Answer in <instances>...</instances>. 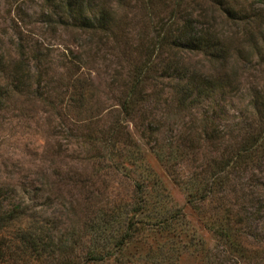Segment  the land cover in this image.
<instances>
[{
  "label": "rangeland",
  "instance_id": "rangeland-1",
  "mask_svg": "<svg viewBox=\"0 0 264 264\" xmlns=\"http://www.w3.org/2000/svg\"><path fill=\"white\" fill-rule=\"evenodd\" d=\"M95 1L108 6L117 35L107 32L106 45L95 59L94 95L81 108L68 94L62 108L38 101L25 111L16 97L0 108V187L7 191L5 202L14 201V194L27 185L33 203L28 218L0 230V241L21 245L22 230L31 228L49 243V250L60 249L54 243L65 251L39 257L26 248L13 258L5 256L7 262L0 264H56L62 259L71 264H264V158L248 166L241 163L230 172L228 184L218 193L224 195L226 210L214 208L218 200L194 210L184 186L213 151L228 145L230 152L242 135L259 125L256 110L264 111V63L258 65L255 47L264 41V0L243 1L257 16L237 29L210 0H197L193 11L207 13L201 28L230 37L229 70L238 79L235 90L211 106L216 111L211 125L226 135V141L213 147L201 140L200 150L187 153L184 137L210 108L209 101L183 111L170 85L158 84L149 88L143 110L137 109L133 117L120 111L123 79L130 68L123 52H130L133 61L147 54L156 34L150 19L164 15V5L156 3L148 10L145 0ZM54 3L0 0V46L13 53L11 43L32 41L58 78L66 73L69 58L78 60L76 55L88 48V36L68 26L69 16L57 13V0ZM49 15L53 24L47 22ZM115 69L123 74L117 76ZM257 94L263 99L259 106L253 102ZM117 119L124 121L130 144L112 145L101 137L99 131H107ZM176 209L182 217L169 219L167 226L158 222ZM221 211L231 212V221L223 224L235 228L229 244L213 228L219 225ZM127 224L132 228L126 230ZM94 251L102 256L97 262L90 260Z\"/></svg>",
  "mask_w": 264,
  "mask_h": 264
},
{
  "label": "trees",
  "instance_id": "trees-1",
  "mask_svg": "<svg viewBox=\"0 0 264 264\" xmlns=\"http://www.w3.org/2000/svg\"><path fill=\"white\" fill-rule=\"evenodd\" d=\"M55 1L47 0L48 4H55ZM145 1L148 10H151L156 3L163 4L164 15L155 20L150 19L156 34L150 49H147V54L142 59L138 57L137 61H133L130 52H123V57L130 60V68L123 79L124 90L120 97L121 113L133 117L137 109L143 110L142 103L150 95L151 86L170 85L169 87L177 95L176 104L180 110L192 111L195 107L205 106V102H210L207 105L210 108L204 109L201 120L197 125L195 124L193 132L188 137L186 135L184 137L183 146L187 148L185 153L188 150L192 152L200 150L203 146L201 140H206L213 147L216 146L217 141L224 143L227 139L226 135L220 134L218 128L211 125L213 121L211 116H216V111L211 109V106H217L225 95L235 90L233 82L238 78L236 79V75L229 70V61L233 58L230 37L225 33L223 37L222 32H212L207 27L201 28V20L207 18V13L204 9L193 11L199 6L197 0H188L185 5H183L184 0H170L171 3L167 0ZM243 1L247 0H210L212 4L218 6L227 21L233 22L232 26L235 25L236 29L240 28V24L245 27L244 22L257 16V13H250L253 11L248 9ZM103 3L95 0H57L56 8L59 9L57 13H62L63 16L66 14L71 20L68 26L77 28L88 36V48L76 55L78 60L69 58L66 73L58 78L51 74L52 69L45 63L46 56L38 45H30L32 41L25 39L15 45L11 43L15 48L13 53L0 46V108L9 104V101L12 102L14 97L21 101L25 111L30 110L29 106L38 101L55 108H62V99L67 94L71 100L74 98L78 108L84 106L86 99L89 100L97 88L92 68L101 47L106 45L107 32L113 34L114 38L117 35L112 29L114 18H109L108 6ZM48 18L47 22L53 24L52 17L49 15ZM34 45L37 47L33 48ZM255 48L260 54V59L257 61L260 65L264 63V41L260 45L256 44ZM193 58H197L193 63L183 61ZM244 65L243 63L242 67ZM242 67L239 69H243ZM114 72L117 76L123 74L118 69ZM239 89L237 86L236 91ZM263 99L257 94V99H253L254 105L259 106ZM26 103H28L27 107ZM262 104L264 106V100ZM209 111L212 114H209ZM256 112L259 119L256 129L242 135L230 152L228 149L231 146L228 145H224L223 151L217 149L213 151L205 166L185 181L186 201L194 210L199 209L201 203L206 201L211 203L214 200L216 202L218 200V205L214 208L222 206L221 208L226 210L221 201L224 195L221 197L218 193L223 192L222 189L228 184L230 172L239 168L241 163L248 166L264 158V111L258 108ZM123 122L120 119L115 120L107 131H99L101 137L112 145L115 142L130 144V134ZM202 133L205 136L201 139ZM28 191L27 185L22 187L18 191L19 194L18 192L14 194L16 199L10 203L5 202L7 191L0 187V230L30 216L33 203L32 194L29 196ZM218 214L219 225L213 227L214 231L219 236L227 238V242H231L234 240L231 233L235 228L223 224L224 220L227 224L231 221L229 220L232 219L231 212ZM179 216L182 217L178 209L172 210L167 215H161L158 222L166 225L165 222H169V219H177ZM157 219L156 217L155 220ZM147 220L145 219L143 223L147 224ZM241 221V219L234 220L238 224H241ZM131 228L129 224L126 225V230ZM22 231L21 245L13 244L11 239L0 241L1 262H7L5 256L13 258V254L25 251L26 248H31L39 257L45 256V253L48 256L65 251L61 244L57 246L54 243L52 245L60 249L52 247L53 249L49 250V243L42 242L34 229L24 228ZM91 254L89 255L92 258L91 262H97V259L102 257L97 251ZM56 264H71V262L62 259Z\"/></svg>",
  "mask_w": 264,
  "mask_h": 264
}]
</instances>
